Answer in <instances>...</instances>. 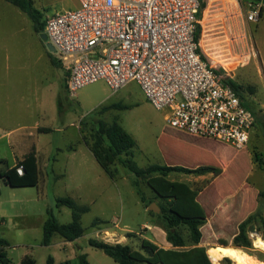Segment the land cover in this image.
I'll use <instances>...</instances> for the list:
<instances>
[{"label":"rangeland","instance_id":"rangeland-1","mask_svg":"<svg viewBox=\"0 0 264 264\" xmlns=\"http://www.w3.org/2000/svg\"><path fill=\"white\" fill-rule=\"evenodd\" d=\"M205 1L207 7L203 17V46H221L224 51L225 45L230 43L232 54L237 58L227 63V67L233 71L225 77L243 87L242 99L256 113V126L245 149L237 151L225 144L192 137L172 129L166 121L165 111L157 110L136 83L113 92L105 82L100 81L83 87L75 97L70 96L65 89L62 114L67 118L68 124L71 121L80 124L85 131V139L90 144L100 121L109 124L118 121L136 141L133 160L140 168L168 165L215 169L204 175L172 173L167 178L170 183L188 186L196 193L197 201L216 200L227 204V209L222 210V213L229 215L230 220L218 219L213 228H204V225L203 230L201 229L203 247L210 249L233 246V237L239 232L237 222L241 219L242 222L245 221L257 211L261 204L260 193L264 191V1L261 18L257 23L249 22L245 16L250 0ZM33 2L34 7L42 13V22L55 13L79 7L78 0ZM32 30L33 22L26 14L0 0V46H12L10 59L5 58L3 52L0 53V77L9 74L11 84H16L18 90L20 88L18 96L26 98L30 97V70L34 62L29 53L30 41L36 39ZM53 55L60 58L56 52ZM15 94V90L5 93L0 91V128L6 132L12 131L0 137V161H5L0 162V171L21 156L20 143L24 141V132L18 129L23 122L21 115L7 103V96L16 98ZM114 103H121L126 107L100 112L102 107ZM56 119L55 125L61 124L59 114ZM81 121L83 122L80 123ZM39 140L62 149L66 146H80L72 127H68L67 133L41 135ZM29 142H36V139H30ZM81 151L79 157L83 156L85 161L83 169H76L72 165L67 168L62 155L55 166L47 169L45 182L38 189L12 188L0 179V214L5 220V224L0 227V237H4L9 243L7 252L13 264H20L25 252L24 247L19 244L36 238L37 229L33 226V216L47 214V211L52 210L59 222H72V211L68 207H57L58 197H71L79 204L89 206L90 211L82 217L86 234L78 242L77 250L73 246L61 253L52 249L57 264H81V254L87 256L89 264H118L105 252L88 243V239L95 234L96 227L92 224L96 219L105 221L98 226L113 230L100 231L101 240L117 243L121 236L119 227L140 232V225L147 219V212L133 186L134 176L117 163L115 166L118 175L113 180L87 149L82 146ZM141 190L147 201L153 200L157 206L163 202L145 182L141 183ZM37 195L42 197L40 202L34 201ZM199 205L205 217L206 213H216L213 209H204L200 203ZM262 217L264 219V207ZM262 223L260 218L257 219L254 229L248 233L252 248L240 249L260 263H264V249L257 247L255 242L259 238L264 241ZM183 234L187 237L188 233L184 230ZM130 239H133L134 244L138 236ZM37 254L38 264H47L49 253L45 250L38 251ZM65 256L68 261L62 263L60 260ZM221 264L234 262L227 258Z\"/></svg>","mask_w":264,"mask_h":264},{"label":"built area","instance_id":"built-area-1","mask_svg":"<svg viewBox=\"0 0 264 264\" xmlns=\"http://www.w3.org/2000/svg\"><path fill=\"white\" fill-rule=\"evenodd\" d=\"M263 1L249 3V22H259ZM78 3L47 17L44 31L70 67V96L100 81L113 92L137 83L172 129L237 151L247 147L256 118L225 77L237 57L228 40L222 51L204 47L202 34L197 39L201 0Z\"/></svg>","mask_w":264,"mask_h":264},{"label":"trees","instance_id":"trees-1","mask_svg":"<svg viewBox=\"0 0 264 264\" xmlns=\"http://www.w3.org/2000/svg\"><path fill=\"white\" fill-rule=\"evenodd\" d=\"M4 1L27 14L34 23L36 33H44L45 22L41 21L42 13L34 7L33 0ZM258 1L251 0L253 3ZM206 7V1L201 0V8L198 14L199 19H202ZM201 33L202 29L199 26L198 40L201 38ZM53 63L58 65L59 60L53 57ZM67 72L69 75L70 69ZM227 83L232 86L242 99L241 90L243 87L231 79H227ZM242 102L245 107L254 113L256 118V113L252 108L243 99ZM120 107L123 106H105L101 108L100 112ZM91 138V144L87 140L86 144L90 147L96 160L110 178H117L118 169L115 165L120 163L134 176L133 186L140 195L145 208H148L154 201H147L141 190V183L143 182L148 184L158 197L163 200L158 205L160 212L149 211V214L162 224L167 234V240L173 248L170 250L160 249L146 240H140V248L138 250L129 244H111L98 239H90V246L105 252L118 264H214L207 254V249L201 246L203 238L201 229L206 224V217L197 201L196 193L186 185L170 183L167 178L172 173L204 175L214 172L215 169L212 167L190 169L182 166L168 165H150L147 168H140L133 160L136 141L118 121L110 124L100 121ZM20 166L24 168L22 176L17 173V168ZM0 179L12 188L36 187L40 181V171L35 152H31L22 160H19L14 167L7 168L1 172ZM260 198L261 204L257 211L239 225V232L233 237V248H252V241L248 233L254 229V223L257 219L260 218L263 221L262 225L264 228V219L262 217L264 191L260 193ZM56 204L58 208L68 207L72 211V222L62 224L55 218L53 212L49 211V218L43 230L44 245H49L56 234L66 241L73 242L82 237L86 232V229L82 225V216L90 211L89 206L80 205L71 197H59L56 199ZM103 223L105 221L96 219L92 225L98 226ZM184 230L188 233L187 237L183 234ZM135 236L133 233L128 234V238ZM0 246V264H12V260L8 257L5 250L6 243L0 241ZM80 261L81 264H89L85 254L80 255ZM21 264H36V260L30 256H26ZM49 264H51V261Z\"/></svg>","mask_w":264,"mask_h":264},{"label":"crops","instance_id":"crops-1","mask_svg":"<svg viewBox=\"0 0 264 264\" xmlns=\"http://www.w3.org/2000/svg\"><path fill=\"white\" fill-rule=\"evenodd\" d=\"M204 12H203V17H204ZM203 17L202 19H199L202 25L201 27L202 37L204 36L203 35L204 34V29H203L204 28V18ZM32 31L36 39L33 41H30V45H29L30 46L29 53L34 58V62L30 70L31 74H30V79H29L30 97L26 98V97L18 96V93L20 92V88L18 90V86H16V84L15 85L11 84L9 74L7 76L0 77V91L4 93L10 92V90L16 91L15 95L17 97L15 98V97H12V95H8L7 103L8 105L12 107V109L16 113H19L21 115V119L23 122H21L22 124L21 126H19L18 129L24 132V134L22 135L24 141L20 143L21 156L16 157V159L14 160V163L12 165H7L6 167L7 168L14 167L19 160H22L25 156H27L28 154L34 151L36 158H37L39 171H40V181L36 187H24V188H37L38 189L42 187L43 182H45V176L47 174V169L50 166L52 167L55 166V164H57V162L61 160L62 155L64 156L66 167L68 168L69 166L72 165L76 169H79V168L83 169L85 167L84 157L83 156L79 157V155L82 153L81 151L82 146L88 150L89 154H91L93 158H95V156L92 153L90 147L86 144L85 131L82 130V128L80 127V124L77 122H73V121H71L70 124H68L67 118L63 116L62 114L63 113V103H62L63 90L65 89L68 90V86H69L70 74L68 75V72H67L70 69L69 65H66V63L62 62L59 58L53 55V52H51L48 49L47 43L41 38L42 34H38L35 32L34 23H33ZM202 43H203V38H202ZM2 52L4 53L3 55L5 56V58L10 59L12 55V46L10 45L0 46V53ZM53 57L59 60L58 65H55L53 63ZM113 105H122L123 107H126L121 103H114L106 107H112ZM111 109H115V108H111ZM58 114H59V117L61 118V124L55 125V122L57 120L56 118H58ZM82 122L83 121H81L80 123ZM68 127L74 128L76 135H77L78 143H80V146L79 145L78 146H66L65 148L62 149L57 146H53L51 143H46V142L39 140L41 138V135L55 134L59 132L67 133ZM10 133H12V131L6 132L4 131V129L0 128V137H3ZM30 139H36V142L30 143L29 142ZM7 168H5V170ZM5 170L0 171V173ZM41 199H42L41 195H37V197L34 198V201L40 202ZM198 202L204 207V209L207 208V209H213L214 211H216V213L214 212H210L209 214L206 213V224L204 228H208L209 226L210 228L211 227L213 228V226L216 225L218 219H221L222 221L230 220L229 215L222 213V210L227 209V204L224 201H216V200L201 201L199 200ZM145 210L147 212V219L144 220L142 224L140 225V232H133L131 230H128L127 228L123 229L119 227L118 231L121 232L120 234L121 236H120V240L117 241V243L129 244L134 249L138 250L140 248V240H146L154 244L160 249H164V250L172 249L173 247L167 240V234L162 224L158 222L156 219H154L149 214L148 208H145ZM49 211H52V210H49ZM49 211H47V214H37L33 216L34 218L33 226H35L37 229L36 238L33 239V241L31 242L26 241V242H22L21 244H19L25 249V252H23L22 254L20 264L26 256H30L34 258L36 260V264H38L37 252L38 251L42 252L45 250L49 253L47 264H49L50 261H51V264H57L56 256L55 254H53L52 249H56L57 251H59V253H61L62 251L67 252L68 248L73 246L74 250H77L78 242L86 234L85 232V234L82 237L78 238L77 240L73 242L66 241L60 235L56 234L53 236L51 243L49 245H44L43 244V230H44V225L49 218V214H48ZM241 222H242V219L240 222L239 221L237 222L236 224L237 229ZM4 224H5L4 217L2 214H0V227ZM95 227H96L95 234L90 239L101 240L99 239L101 238V235L99 233L102 230L107 231V232H113V230H107L108 228H105V227L103 228L102 226H95ZM130 233H133L138 236V240H135L134 244H132L133 239L128 238V234ZM90 239H88V243ZM0 241H4L6 243L5 250L8 255V252H7V248L9 247L8 241L4 237H0ZM103 241L107 243H111V244H116V243L110 242L107 239ZM201 246H203V244H201ZM206 249L207 251H209L208 248ZM60 261L62 263L67 262L68 257L65 256Z\"/></svg>","mask_w":264,"mask_h":264},{"label":"bare ground","instance_id":"bare-ground-1","mask_svg":"<svg viewBox=\"0 0 264 264\" xmlns=\"http://www.w3.org/2000/svg\"><path fill=\"white\" fill-rule=\"evenodd\" d=\"M255 245L261 250L264 249V241L260 238L257 239ZM208 255L214 264H221L225 258L231 259L234 264H264L242 250L233 247L218 246L210 248Z\"/></svg>","mask_w":264,"mask_h":264},{"label":"water","instance_id":"water-1","mask_svg":"<svg viewBox=\"0 0 264 264\" xmlns=\"http://www.w3.org/2000/svg\"><path fill=\"white\" fill-rule=\"evenodd\" d=\"M41 38L47 43L48 49L51 52H55V47L51 43L48 42V37H47V35L45 33H43L41 35ZM148 209L151 210V211H154L156 213H159L160 212V208L157 206L156 203H152L151 206H149Z\"/></svg>","mask_w":264,"mask_h":264}]
</instances>
